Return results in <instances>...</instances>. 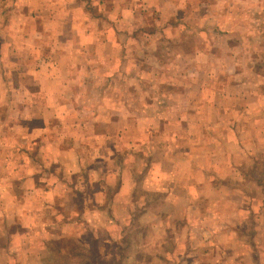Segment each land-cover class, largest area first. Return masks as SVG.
I'll return each instance as SVG.
<instances>
[{
	"label": "rangeland",
	"instance_id": "374dc122",
	"mask_svg": "<svg viewBox=\"0 0 264 264\" xmlns=\"http://www.w3.org/2000/svg\"><path fill=\"white\" fill-rule=\"evenodd\" d=\"M220 1L230 15L189 6L177 39L185 45L160 30L156 6L119 19L107 5L111 41L126 44L103 53L75 48L79 72L64 78L59 95L73 106L53 110L45 127L30 124L29 135L41 131L34 142H24L19 111L0 125V159L27 144L30 160L42 164L28 181L20 159L0 160V264H264V189L239 184L264 178V0ZM224 17L230 35L215 36ZM68 64L60 61L62 72ZM71 149L76 156L55 162L51 179L36 176L57 150ZM244 155L248 172L228 175L229 161L243 166ZM51 180L59 187L47 204L29 187ZM26 192L27 234L18 205Z\"/></svg>",
	"mask_w": 264,
	"mask_h": 264
},
{
	"label": "crops",
	"instance_id": "0c3cea01",
	"mask_svg": "<svg viewBox=\"0 0 264 264\" xmlns=\"http://www.w3.org/2000/svg\"><path fill=\"white\" fill-rule=\"evenodd\" d=\"M75 1L76 0H0V111H3V117L0 118V125H9V120L12 119V111L14 110L15 113L19 111L18 117H16L15 120L19 122L17 123L19 129L22 131L24 129V133H26L25 135L23 134L25 143H28L29 140H32L30 142H34L38 135L41 136L40 130L35 132L31 131L32 134H28L27 130L30 124L45 127L47 120L49 118V120L52 119L53 110L61 109L64 106H73V103L71 105L70 101L65 103L61 101L59 95L63 93L66 84L69 85L67 82L76 77L79 72L74 70L76 60L75 48L82 47L84 53L87 52V48H92L93 50L95 48L96 51L100 50L103 53L109 45L117 47L126 44V42L119 43L117 41H111L109 28L113 27L114 29V26L108 23L107 27V22L110 20L108 8L106 9L107 5H116L113 12L116 13V17L117 15L120 16L119 19H124L126 15L137 13V8L140 9V6L145 3L150 7L156 6V10L159 12V18H156L157 20L155 21L157 23L161 21L158 24L162 26L160 30L164 31L165 34L176 33V37L173 38L176 42L178 34L184 35V32L188 28L185 23V17L189 12V6L191 7L192 2H195L193 0H78V2L75 3ZM196 1L197 4L195 5L199 7L197 10L204 15H219L226 13V11L229 15L231 14V10H226V7H224L220 0ZM246 1L252 3V0H238V2L243 3ZM216 8L217 11H215ZM97 12L103 16L100 15V17H98ZM176 16H179V18L176 19ZM163 17H166L165 20ZM106 18L108 20H106ZM223 19H225V17L222 18L221 21L219 20L216 25H213V30L211 29L215 36L221 35L225 37L230 35L229 32H231V30H229L226 25L228 21L224 24ZM204 20L207 21V17H204ZM229 21H231L230 18ZM194 29L204 32V26L198 28L196 25ZM206 30L210 31L209 27H206ZM76 38H78L79 41H77ZM194 40L195 45L198 47L200 44L198 38ZM177 42H179L180 45L187 44V40L182 41L180 39V41ZM224 42L226 41H222V43ZM60 52L66 53L63 59H61V57L54 58L52 55L44 56L45 53L60 54ZM107 57L111 58L109 55H107ZM99 58L103 59L100 55ZM61 60H66L70 63L67 65V70L64 72H62L60 68ZM85 61H87L86 55L84 56V62ZM42 63H48V67L43 68ZM64 78L68 79V81L65 80L64 82ZM54 97H57V99H54ZM28 110L32 111V115H28L25 112ZM50 113L52 116L48 117L47 115ZM17 133L19 134V131H17ZM19 139H21V137H19ZM233 139L235 141L238 140L237 135H235ZM262 143H264V134L263 139L260 140L259 159L261 156L264 157V154L261 155V153L264 152V145ZM62 151L57 150L55 159L48 157L49 160H47L45 164L49 167L47 169L43 167L41 169L42 173L37 172L36 176L44 178L45 181L48 178L51 179L52 175L50 174L55 162L60 160L58 163H62L64 159L70 160L71 156H76L77 154L76 149ZM38 155H42V151L39 150ZM3 157L4 158L2 159L1 157L0 160H3L5 165L12 164V158L15 160L20 159V167H22L21 165L23 163L24 168L22 167V169L28 181L31 179L29 176L34 172L32 171L33 167L38 171L39 167L42 166V164L38 163V165L35 166V162L30 160L27 144L20 146L18 151L5 149ZM21 160L23 162H21ZM249 162L250 157L246 155L243 156V166H237L235 163L231 165L229 161V167H227L228 175L232 176L231 173L237 172L244 175V173L248 172L247 166ZM262 173L263 172H261V177L259 179V186L256 185L253 187L249 181H243V183L239 184L250 189L257 187L264 189V181H262L264 178L262 177ZM10 175H12V173H10ZM55 182H57V180H55L54 183ZM54 183H52L51 180L49 184L47 183V186H39L38 183L34 185L35 187L29 188H34L36 193L43 196L41 201L51 204L54 202L53 200L57 198L56 195H54V190L59 187L58 183L55 184V186ZM42 187L47 190H43ZM236 188H238L237 182L229 185V189ZM40 190H42L43 193H40ZM23 195L21 194L18 200V205L22 210L27 208L28 203L27 192ZM231 201H233V199L229 198L227 202L230 203ZM36 205L40 206L41 204L35 203L34 206ZM23 212H25L23 214L26 217V223L27 210ZM30 218L31 221L33 220L32 222L34 225L37 221L40 222V211L37 210V212L30 214ZM41 222L44 223V221ZM22 231H25L27 234L28 232L34 231V228H28L26 223L21 227V232ZM11 235L12 234H10V236ZM18 237V234L14 235L13 238H15V240H11L9 247L13 244L15 245L16 240L19 239ZM44 244L43 242L41 248L44 247ZM37 250L39 251L40 248Z\"/></svg>",
	"mask_w": 264,
	"mask_h": 264
}]
</instances>
